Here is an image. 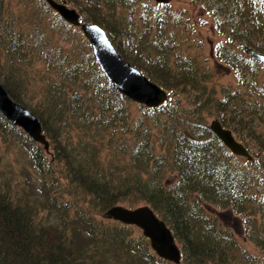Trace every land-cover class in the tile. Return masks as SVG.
Listing matches in <instances>:
<instances>
[{"label": "trees", "instance_id": "1", "mask_svg": "<svg viewBox=\"0 0 264 264\" xmlns=\"http://www.w3.org/2000/svg\"><path fill=\"white\" fill-rule=\"evenodd\" d=\"M64 1L168 99L149 108L120 94L80 30L44 0H0V83L38 118L48 149L1 115L0 136L25 149L60 211L59 223L42 222L0 184V264H174L105 215L117 204L149 205L179 264H264V67L243 51L264 54V0ZM183 2L211 19L208 52ZM212 118L251 160L225 147Z\"/></svg>", "mask_w": 264, "mask_h": 264}, {"label": "water", "instance_id": "2", "mask_svg": "<svg viewBox=\"0 0 264 264\" xmlns=\"http://www.w3.org/2000/svg\"><path fill=\"white\" fill-rule=\"evenodd\" d=\"M59 16L71 25L78 26L85 38L89 40L93 55L105 77L127 98L132 101L154 107L166 99V93L155 83L149 81L137 68L125 61L117 52L105 30L96 23H81L78 12L64 2L45 0ZM167 3L169 0H155ZM252 59L264 65V55L252 49L244 48ZM0 114L10 124L20 127L30 138L42 144L46 149L48 141L42 133L38 118L28 109L13 101L0 84ZM216 136L236 155L251 159L247 149L237 142L229 129H224L217 119L209 125ZM105 215L125 224H132L142 230L149 239L155 253L166 260L178 264L180 249L170 229L159 219L146 204L134 208L113 205L105 211Z\"/></svg>", "mask_w": 264, "mask_h": 264}, {"label": "rangeland", "instance_id": "3", "mask_svg": "<svg viewBox=\"0 0 264 264\" xmlns=\"http://www.w3.org/2000/svg\"><path fill=\"white\" fill-rule=\"evenodd\" d=\"M177 4V3H176ZM179 6V4H177ZM189 14V20L199 28V34L203 41L204 52H208L215 36L211 19L199 8L182 4ZM211 63V62H210ZM216 79L221 82L230 80V74L226 68L213 65ZM11 143V144H10ZM0 184H5L14 194L29 199L33 204L35 216L42 222L59 223V212L48 208V199H51L43 192L40 178L33 169L30 158L25 149L18 146L14 141L5 140L0 136ZM223 221L232 224L231 219L223 217Z\"/></svg>", "mask_w": 264, "mask_h": 264}]
</instances>
